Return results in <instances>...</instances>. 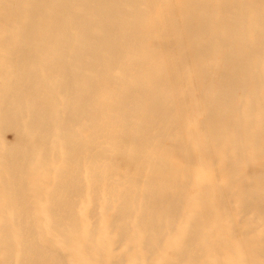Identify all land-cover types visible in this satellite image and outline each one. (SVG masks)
I'll list each match as a JSON object with an SVG mask.
<instances>
[{"label": "bare ground", "instance_id": "bare-ground-1", "mask_svg": "<svg viewBox=\"0 0 264 264\" xmlns=\"http://www.w3.org/2000/svg\"><path fill=\"white\" fill-rule=\"evenodd\" d=\"M0 264H264V0H0Z\"/></svg>", "mask_w": 264, "mask_h": 264}]
</instances>
